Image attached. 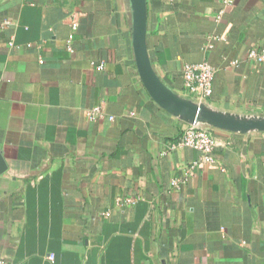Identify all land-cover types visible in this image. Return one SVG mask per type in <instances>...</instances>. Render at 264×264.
<instances>
[{"label":"crops","instance_id":"1","mask_svg":"<svg viewBox=\"0 0 264 264\" xmlns=\"http://www.w3.org/2000/svg\"><path fill=\"white\" fill-rule=\"evenodd\" d=\"M148 48L180 94L264 115V0H148ZM204 61L205 99L183 77ZM185 125L140 79L129 0H0V257L264 264V132L208 127L209 164L169 148Z\"/></svg>","mask_w":264,"mask_h":264},{"label":"water","instance_id":"2","mask_svg":"<svg viewBox=\"0 0 264 264\" xmlns=\"http://www.w3.org/2000/svg\"><path fill=\"white\" fill-rule=\"evenodd\" d=\"M132 37L140 79L150 97L181 122L232 132H264V115L222 111L175 91L155 70L148 48V0H129ZM0 162L3 163L0 156Z\"/></svg>","mask_w":264,"mask_h":264},{"label":"built area","instance_id":"3","mask_svg":"<svg viewBox=\"0 0 264 264\" xmlns=\"http://www.w3.org/2000/svg\"><path fill=\"white\" fill-rule=\"evenodd\" d=\"M231 1L232 0H227V3L229 4ZM248 56L254 62L264 63V48L252 49ZM215 73L216 70L207 61L185 65L183 77L186 91L194 97L203 99L209 97L212 94ZM105 113L106 111L103 104L95 106L88 111L90 119L103 118ZM216 146L217 139L211 130L207 126L198 124L185 125L177 141L169 143V148L172 149L176 147H188L201 151L202 156L199 159L200 162L209 164L217 162L215 157ZM197 164H199V161H196L192 165V168ZM172 184L173 189H177L181 185L178 180L173 181ZM0 264L13 263L0 257Z\"/></svg>","mask_w":264,"mask_h":264}]
</instances>
